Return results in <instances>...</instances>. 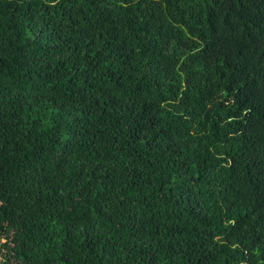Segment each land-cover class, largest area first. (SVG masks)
Here are the masks:
<instances>
[{"label":"trees","instance_id":"1","mask_svg":"<svg viewBox=\"0 0 264 264\" xmlns=\"http://www.w3.org/2000/svg\"><path fill=\"white\" fill-rule=\"evenodd\" d=\"M0 264H264V0H0Z\"/></svg>","mask_w":264,"mask_h":264}]
</instances>
